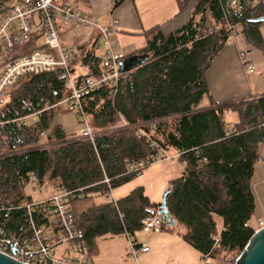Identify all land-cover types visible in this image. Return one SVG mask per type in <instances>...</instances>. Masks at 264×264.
Segmentation results:
<instances>
[{
	"label": "trees",
	"instance_id": "obj_1",
	"mask_svg": "<svg viewBox=\"0 0 264 264\" xmlns=\"http://www.w3.org/2000/svg\"><path fill=\"white\" fill-rule=\"evenodd\" d=\"M121 1L114 0L111 8ZM189 1L182 0L180 7ZM193 2L189 20L179 29L168 34L152 32L139 51L148 55L147 60L119 74L113 98L107 99L104 87L87 96L84 108L91 125H116L122 118L126 127L98 135L91 142L71 139L74 133L51 125L52 110L41 113L36 124L15 126L9 121L30 111L25 106L29 100L56 101L65 95L59 70L25 76L8 90L0 105V120L4 121L0 124V202L29 199L25 188L30 174L37 176V186L50 183L71 190L75 195L70 212L90 253L99 236L134 235L148 209L159 204L151 203L140 186L115 204L94 203L107 189L104 178L113 188L140 172H129L130 162L169 151L183 163V170L169 180L166 208L170 219L186 227L184 239L201 256L212 258L219 251L239 253L243 249L255 231L249 224L255 208L250 181L259 146L264 144L260 126L264 95L235 104L210 100L208 106L200 105L208 95L205 71L233 34L241 31L264 54L258 30L261 22L253 21L264 14V1L240 0L238 13L232 5L226 7L225 0ZM92 58L90 69L96 74L100 58ZM226 111L238 114L234 128L227 127ZM139 123L148 126L133 127ZM47 131V139L55 145L41 147ZM215 217L221 218V228ZM25 225L24 212L12 210L8 229L18 243Z\"/></svg>",
	"mask_w": 264,
	"mask_h": 264
},
{
	"label": "built area",
	"instance_id": "obj_2",
	"mask_svg": "<svg viewBox=\"0 0 264 264\" xmlns=\"http://www.w3.org/2000/svg\"><path fill=\"white\" fill-rule=\"evenodd\" d=\"M225 1L226 7L232 5L235 13L241 9L240 0ZM117 25L115 17L106 24L97 22L68 0H0V105L8 90L20 78L31 74L59 70L66 90L65 95L56 101L46 98H39L36 102L27 101L25 106L30 111L9 121L15 126L32 125L39 121L41 113L62 109L73 112L81 123L79 134L70 138L91 142L98 135L128 126L122 118L116 125L93 126L84 108L87 96L97 89L106 88L107 99L113 98L116 93L119 83L118 62L122 54L111 35ZM65 27L97 31L92 47L100 50L102 57L96 74L92 73L90 67L84 75L75 73L76 63L83 59L91 66L93 53L76 52L65 45L60 36L61 28ZM245 64L250 72L254 70L251 63L245 61ZM2 123L4 121L0 120ZM260 126L264 129V117ZM229 128H234L233 124ZM160 158L169 156L162 152L148 160L139 159L130 162L127 170L140 171ZM37 182L35 174L28 175L26 185ZM103 182L107 184L103 195L108 202L115 204L108 178L105 177ZM74 195L64 187H55L50 195L37 201L30 197L22 198L17 203L0 202V252L28 264H93L84 234L75 225L70 212V200ZM79 196H82L80 192ZM14 209L22 210L25 215L26 225L18 238L19 243L15 234L8 229L10 213ZM163 222L158 208L150 207L140 220V229L143 232L160 231ZM262 226L264 218L258 220L257 228ZM125 236L130 243L132 256L148 250V246L137 242L133 234L126 233ZM213 238L217 241L216 236L213 235ZM13 245L14 251L11 250ZM200 261L201 264H211L213 258L204 254Z\"/></svg>",
	"mask_w": 264,
	"mask_h": 264
},
{
	"label": "crops",
	"instance_id": "obj_3",
	"mask_svg": "<svg viewBox=\"0 0 264 264\" xmlns=\"http://www.w3.org/2000/svg\"><path fill=\"white\" fill-rule=\"evenodd\" d=\"M68 1L82 12L89 14L97 22L106 21L108 18L110 19L112 17L118 20V25L112 33L111 38L115 41L122 57L139 53V51L144 49L147 39L155 30H160L161 33L168 34L179 29L189 20L194 4L193 0H190L187 5L182 7H180V2L182 0H122L119 5L113 9L111 7L114 0ZM107 11H109L110 17L105 14ZM258 30L264 44V21L259 24ZM60 36L63 43L72 50L76 52L83 51L88 54L93 53L94 56L101 59L102 52L92 47L94 40L97 38V31L95 29L86 30L65 27L61 28ZM241 56H243V59H241ZM245 61L254 66L252 72L248 70ZM76 64V74L84 75L89 72L88 67H90V64H88L85 59ZM205 82L208 88V95L203 97L200 105L201 107L208 106L210 100L217 104H235L257 99L264 95V54L260 49L248 42L241 31H237L220 48L211 61L209 67L205 71ZM60 112L67 114L65 110ZM224 117L228 122V128L230 124L238 121V114L236 111H226ZM56 124L61 127L60 124ZM259 149L260 156L257 162H262V166L260 167L261 173H258L257 177L254 176L256 172V162L253 176L250 181L252 191L256 189L264 190V144H261ZM181 164L183 167V163ZM144 194L148 199L150 198L145 192ZM98 197L104 198L101 202H108L104 195H99ZM254 197L256 203L255 193ZM261 206V212L264 217V205ZM215 221L217 227L221 228V218L215 217ZM256 222L257 221H255V223ZM252 223L251 217L249 224L252 226ZM162 230H164L162 233L155 234L154 237L157 238V235H159L163 238L164 236L171 235L175 238L176 252H178L179 255L181 254L177 257L178 259L174 264H200L201 254L184 239V234L187 229L183 224L175 221L174 225L167 224V227ZM138 234L139 232L136 231L134 236L137 237ZM113 236L116 235H104L97 238L104 239ZM138 237L141 239H145V237L151 238L152 233ZM154 237L151 240H153ZM154 241L155 240H153V244L156 246ZM140 243H142V241ZM189 247L194 249L196 254H194ZM95 249L96 247L94 244V246L90 248V259H92L91 256L95 253ZM159 250L160 248L157 245V251ZM167 252L169 251L167 250ZM175 253L170 254L168 257L171 258ZM197 255L199 256L198 258ZM137 256L142 260H147L152 256L151 249L149 248L147 251L139 252ZM172 259H175V257H172Z\"/></svg>",
	"mask_w": 264,
	"mask_h": 264
},
{
	"label": "rangeland",
	"instance_id": "obj_4",
	"mask_svg": "<svg viewBox=\"0 0 264 264\" xmlns=\"http://www.w3.org/2000/svg\"><path fill=\"white\" fill-rule=\"evenodd\" d=\"M108 17L109 11L105 13ZM109 21V18L105 21H98L99 23L106 24ZM28 76V75H27ZM25 77V76H24ZM24 77L20 78L23 79ZM19 81V80H18ZM18 83V82H17ZM16 83V84H17ZM15 84V85H16ZM13 85L12 87H14ZM62 109H59L55 112L53 121L51 125L58 123L61 125L63 130L66 133L79 134L81 123L78 121L76 115L73 112L61 113ZM120 123V122H119ZM148 126V123H139L133 127L142 128ZM50 131L44 134V137L41 138V147H51L55 145L54 140L47 139V136ZM166 154L169 158H160L159 160L147 164L143 167L140 172L133 177H131L126 182L120 183L119 185L111 189V193L115 199H118L128 193L131 189L140 186L143 188L144 192L150 196V202L159 203L162 199V196L167 188L169 180L180 175L182 171V162L178 160L175 153L167 151ZM262 162L258 161L256 164L255 177L258 173H261L260 167ZM264 165V163H263ZM254 177V178H255ZM264 184V183H263ZM48 183L47 186H37L35 184L26 185L25 192L30 195L35 201L39 200L41 197L50 195L53 192L55 187L50 186ZM256 195L255 210L252 216V226L254 228L258 227V220L263 219L262 206L264 205V190H253ZM103 197H96L93 199L94 203H99L103 201ZM255 221H257L255 223ZM164 230L160 231H150L142 232L141 229L138 230L139 234L137 235L136 240L138 242H143L148 246V249H151L152 256L147 260H142L139 256V253L132 256L130 254V243L126 236L116 235L110 238H97L95 240V253L91 256L93 264H174L179 257V253L176 252L175 238L171 235L164 236L163 238L157 235V238L154 237L155 234L162 233ZM152 233V237H145L141 239L138 236H146ZM156 243V246L153 244V240ZM157 245L160 250L157 251ZM155 248V249H154ZM190 250L196 254V251L189 247ZM167 250L169 252H167ZM176 252V253H175ZM172 253H175L172 256L175 259L169 258L168 256ZM168 254V255H167ZM238 254L236 250L230 252L219 251L216 256L213 258L211 264H232L233 258ZM199 256L197 255V258ZM190 260V258H189ZM201 264V261H200Z\"/></svg>",
	"mask_w": 264,
	"mask_h": 264
},
{
	"label": "water",
	"instance_id": "obj_5",
	"mask_svg": "<svg viewBox=\"0 0 264 264\" xmlns=\"http://www.w3.org/2000/svg\"><path fill=\"white\" fill-rule=\"evenodd\" d=\"M255 22H263L264 14L253 19ZM148 58L146 53H136L126 57H122L118 62V74H123L130 71L140 64L145 62ZM166 194L165 191L161 201L158 204V211L165 223L174 225L175 220L170 219L169 212L166 208ZM14 251V245L11 247ZM0 264H28L14 258L11 255L0 252ZM232 264H264V226L257 228L243 249L233 258Z\"/></svg>",
	"mask_w": 264,
	"mask_h": 264
}]
</instances>
